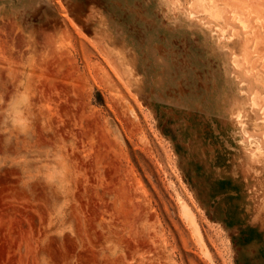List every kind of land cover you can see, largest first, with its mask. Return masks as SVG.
<instances>
[{
    "label": "rangeland",
    "instance_id": "374dc122",
    "mask_svg": "<svg viewBox=\"0 0 264 264\" xmlns=\"http://www.w3.org/2000/svg\"><path fill=\"white\" fill-rule=\"evenodd\" d=\"M0 264H264V0H0Z\"/></svg>",
    "mask_w": 264,
    "mask_h": 264
},
{
    "label": "clouds",
    "instance_id": "9594fccd",
    "mask_svg": "<svg viewBox=\"0 0 264 264\" xmlns=\"http://www.w3.org/2000/svg\"><path fill=\"white\" fill-rule=\"evenodd\" d=\"M25 100H26V98H24ZM14 107H16V108H18L19 107V105L18 104H15V105H13ZM17 116H19V112L17 111ZM15 123H20L21 125H23V122L22 121H19V120H16V121H14Z\"/></svg>",
    "mask_w": 264,
    "mask_h": 264
}]
</instances>
